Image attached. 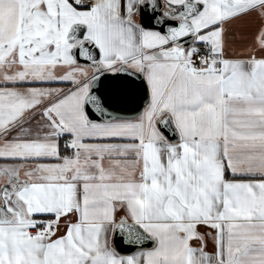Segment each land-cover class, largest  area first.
Wrapping results in <instances>:
<instances>
[{
    "label": "snow or ice",
    "instance_id": "snow-or-ice-1",
    "mask_svg": "<svg viewBox=\"0 0 264 264\" xmlns=\"http://www.w3.org/2000/svg\"><path fill=\"white\" fill-rule=\"evenodd\" d=\"M0 264H264V0H0Z\"/></svg>",
    "mask_w": 264,
    "mask_h": 264
},
{
    "label": "water",
    "instance_id": "water-1",
    "mask_svg": "<svg viewBox=\"0 0 264 264\" xmlns=\"http://www.w3.org/2000/svg\"><path fill=\"white\" fill-rule=\"evenodd\" d=\"M135 107H136L135 105L132 106V109H133V110H130V111L128 112L129 115H133V114H134V108H135ZM119 250L121 251L122 254H131V252H132L134 249L129 248V247H125L124 245H120V246H119Z\"/></svg>",
    "mask_w": 264,
    "mask_h": 264
}]
</instances>
